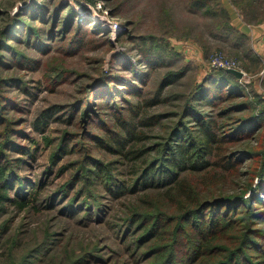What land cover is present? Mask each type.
<instances>
[{"label":"trees","instance_id":"trees-1","mask_svg":"<svg viewBox=\"0 0 264 264\" xmlns=\"http://www.w3.org/2000/svg\"><path fill=\"white\" fill-rule=\"evenodd\" d=\"M36 1L10 16L0 31V70L12 60L8 54L20 56L19 44L36 49L35 41L45 44L52 40L80 46L86 37L91 42L98 33L99 28H88L92 22L89 18L77 21L69 4L45 0L37 5ZM193 5L201 9L208 6L206 0H195ZM223 9L227 19L232 20L230 9L226 5ZM64 10L70 14L65 19ZM147 39L141 37L139 51V62L147 64L146 69L137 70L130 61L136 78L133 82L107 73L89 84L76 105L78 111L66 116L68 124H72L80 114L77 122L84 127L79 137L84 143L78 147L77 138L63 137L46 168L32 177L18 171L21 162L27 164L25 157L21 158L24 155L12 156L15 151L30 153L31 146L19 140L28 135L24 120L9 121L5 116L9 97L4 90L12 79L0 75V116L8 123L0 120V210L5 211L6 206L20 211L46 208L39 207V200L49 207L54 203L52 211L60 205L55 213L62 221L81 227L109 225L118 241L125 244L124 252L128 257L135 255L139 263L264 264V160L256 184L251 182L247 191L237 195L201 197L194 182L198 178L212 182L219 173L236 170L239 164L234 152L243 141L264 133V112L253 113L246 88L233 73L222 69L192 84L183 99L174 95L182 102L166 110V94L184 78L186 65L179 69L171 66L177 53L161 41L153 45ZM51 112L46 109L39 114L32 129L45 130ZM56 112L60 110L54 109ZM102 112L110 114V121ZM236 112L245 115H233ZM163 117L168 121L159 124ZM154 125L167 129L161 136L153 135ZM151 136L159 139L150 142ZM95 147L114 157L105 160L93 154ZM75 150L83 151V158L69 178L56 181L59 174L63 176L71 168L63 164L56 170L61 157ZM54 171L52 181L57 186L42 199ZM126 199H142L144 205L128 204ZM161 201L175 205L178 212L169 214L158 208L165 206L157 205ZM122 205L127 207L123 208L128 210L127 215L116 216L114 211ZM239 221L245 225L237 226ZM233 228L243 230L237 242L230 247L217 246ZM60 241L56 233L45 237L18 264H43ZM221 251L218 259L215 254ZM116 253L122 256V252ZM96 255L81 256L73 264H87ZM109 259L111 256L101 257L105 263Z\"/></svg>","mask_w":264,"mask_h":264},{"label":"rangeland","instance_id":"rangeland-1","mask_svg":"<svg viewBox=\"0 0 264 264\" xmlns=\"http://www.w3.org/2000/svg\"><path fill=\"white\" fill-rule=\"evenodd\" d=\"M34 1L36 0H0V31L8 23L10 16L21 7L34 4ZM44 1L36 2L41 5ZM52 1L58 5L69 4L76 12L77 21L86 18L92 20L88 28H99V36L93 35L91 42L86 37L80 46L54 43L52 40L45 44L35 41L33 47H37L36 49L19 44V57L8 54L12 60L0 70L3 79H12L7 90H2L9 97V108L5 116L9 121L24 120L23 127L28 135L19 140L22 144L28 143L31 146L30 153L15 151L12 154L13 157L24 155L21 158L25 157L27 160V164L23 165L21 162L18 169L21 175H40L63 137L77 138L75 145L78 147L84 143L79 137L84 127L83 123L77 122L80 114L72 124H68L66 116L71 111H78L79 107L77 109L76 105L86 94L89 84L102 74L113 73L122 81L131 83L135 76L130 70V61L137 70L146 69L147 64L139 62L143 36L148 38L147 43L154 45L161 41L169 50L177 53L171 66L179 69L186 65L184 78L166 94L169 99V103L163 106L166 110L175 109L173 103L182 102L192 84L203 82L213 70L222 69L233 73L231 70L237 69L243 72L242 76L233 74L246 88L253 113L264 112V0H206L208 6L204 9L195 7V0ZM223 5L230 9L232 20L227 19ZM69 15V11L64 10V19ZM62 25L63 21L60 23ZM24 63H27L26 66H22ZM176 94L180 98L183 96L182 99L173 97ZM53 107L60 112L53 113ZM46 109H52V115L45 130H33V120ZM101 114L105 119L110 116L107 112ZM240 114L245 115L242 112L233 115ZM124 115L127 116L128 112ZM2 119L0 116V120ZM166 121L168 120L163 117L158 123ZM153 127V135L161 136L167 129L158 125ZM150 139L151 142L159 138L151 136ZM250 152L252 154H248ZM83 153L75 150L61 157L56 170L63 164L71 168L63 176L59 174L56 181L69 178L74 166L83 158ZM93 154L105 160L114 157L99 147L94 148ZM234 154V159H238L239 164L236 170L221 172L212 182H204L200 178L194 180L201 197L237 195L247 191L251 182L256 184L257 174L264 160V133L243 141ZM239 154L243 155L239 158ZM51 174L48 179L50 185L44 191L42 199L45 193L57 186L52 181L56 172ZM249 193L250 191L247 195ZM127 200L125 202L128 204L144 205L142 199L130 202ZM41 201H38L39 207H46L42 210L31 208L20 211L13 206H6L5 211L0 210V264H18L41 240L54 233L61 241L47 255L43 264H73L81 256L84 258L91 253L97 254V258L89 260L87 264H123L125 260L126 264L149 263H139L140 259H135V255L133 258L128 257L124 252L125 244L118 241L109 225L81 227L71 221H62L55 213L61 208L60 205L52 211L50 208H53L54 203L49 207ZM157 205H165L158 208L169 214L178 212L171 203L161 201ZM123 208L127 207L122 205L119 209L115 208L114 214L119 217L127 215L128 210L124 209V212ZM236 225L245 224L239 221ZM232 230L218 241L217 246L221 244L230 247L237 242L243 230ZM116 251L122 252V256ZM222 252L215 254L219 255L218 259ZM109 256L111 259L106 263L101 260V257Z\"/></svg>","mask_w":264,"mask_h":264},{"label":"water","instance_id":"water-1","mask_svg":"<svg viewBox=\"0 0 264 264\" xmlns=\"http://www.w3.org/2000/svg\"><path fill=\"white\" fill-rule=\"evenodd\" d=\"M231 71H232L236 76H238V77H241L242 74H243L242 71H239V70H237V69H232Z\"/></svg>","mask_w":264,"mask_h":264},{"label":"built area","instance_id":"built-area-1","mask_svg":"<svg viewBox=\"0 0 264 264\" xmlns=\"http://www.w3.org/2000/svg\"><path fill=\"white\" fill-rule=\"evenodd\" d=\"M219 64H220V63H219ZM220 65L224 67V65H223L222 63H221Z\"/></svg>","mask_w":264,"mask_h":264}]
</instances>
